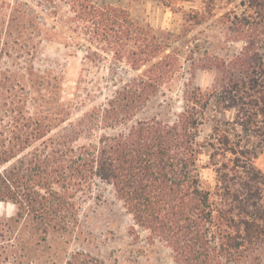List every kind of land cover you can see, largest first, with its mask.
<instances>
[{"label": "trees", "instance_id": "obj_1", "mask_svg": "<svg viewBox=\"0 0 264 264\" xmlns=\"http://www.w3.org/2000/svg\"><path fill=\"white\" fill-rule=\"evenodd\" d=\"M233 1L156 0L165 8L196 4L182 12L185 29ZM241 4L240 16L219 20L241 51L218 63L190 52L193 67L214 66L219 79L211 89L184 90L181 111L168 119L166 101L144 113L174 76L179 56L167 35L134 20L120 0H0V202L14 205L11 221L30 226L41 242L72 234L100 181L131 216L129 233L137 239L139 229L149 243H163L175 264H257L264 246V176L254 167L264 148V0ZM69 37L93 57L103 51L139 72L73 122L93 96L80 100L77 92L65 100L62 74L33 66L43 40ZM251 137L258 140L248 146ZM203 169L214 172L212 184ZM5 226L0 238L11 239L14 230ZM21 256L0 247V264Z\"/></svg>", "mask_w": 264, "mask_h": 264}, {"label": "rangeland", "instance_id": "obj_2", "mask_svg": "<svg viewBox=\"0 0 264 264\" xmlns=\"http://www.w3.org/2000/svg\"><path fill=\"white\" fill-rule=\"evenodd\" d=\"M98 1L116 4L118 0ZM241 1L220 4L214 16L206 22L185 29L182 26V12L195 7L196 4L180 2L165 8L156 0H137L131 3L129 0H120L123 6L129 8L134 20L151 28L153 33L161 38L167 35L171 50L179 56L177 71L164 83L153 108L144 115L150 114L166 101L169 105V109L165 110L166 118L173 119L181 111L184 90L194 87L211 89L219 79V72L214 66L206 70L193 67L190 52L196 51L199 54H196L198 60L207 63L209 62L206 60H211V63L233 60L243 44L241 41L229 39L219 20L225 13H230L231 17L234 13L240 16L243 11ZM77 37L78 40L84 41L82 36ZM77 39L69 37L67 42L43 40L38 55L33 60V66L39 72L52 70L62 74L65 100L73 99L77 92L80 100L87 92L93 96L91 100H85L79 110L73 112L70 119L72 122L83 112L102 106L116 86L139 73L132 72L124 62L114 63L111 55L103 51L98 52L101 58L93 57L86 53L85 47L77 45ZM61 128L49 135H54ZM206 132L208 128L203 130L204 134ZM256 139L251 137L248 146L254 144L258 140ZM205 160L206 157H202V162ZM254 167L264 176V148L254 160ZM202 178L206 183L212 184L214 172L211 169H203ZM94 195L95 197L82 203L78 213L79 224L72 234H51L45 242L38 240V234L30 226L11 221L16 213L13 204L0 202V226H11L15 233L11 239L2 236L0 247L23 251V256L16 264H65L72 256L73 264H175L171 251L163 243H149L147 233L139 229L137 239L129 233L133 221L121 203L114 198L111 186L97 181L94 185ZM256 262L264 264V246L257 251Z\"/></svg>", "mask_w": 264, "mask_h": 264}]
</instances>
